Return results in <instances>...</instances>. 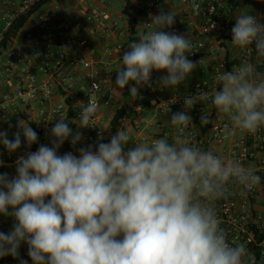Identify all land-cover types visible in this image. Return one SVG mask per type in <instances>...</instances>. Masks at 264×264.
I'll use <instances>...</instances> for the list:
<instances>
[{
  "label": "clouds",
  "instance_id": "clouds-1",
  "mask_svg": "<svg viewBox=\"0 0 264 264\" xmlns=\"http://www.w3.org/2000/svg\"><path fill=\"white\" fill-rule=\"evenodd\" d=\"M175 16L171 11L151 16L147 25L154 28L142 31L123 52L115 84L131 85L132 97L150 85L153 71H166L160 87L175 89L203 65V59H188L190 36L166 30ZM231 34L234 47L254 44L264 58V23L257 17L238 15ZM216 80L220 87L211 100L217 114L228 118L226 133L264 128V78L256 77L255 65L245 60ZM208 99L203 91L184 99L185 110L170 116L177 132L171 142L166 136L137 141L117 130L107 143L100 135L95 150L79 148L78 156L58 154L70 137L74 148L83 138L59 118L51 128V147L42 144L18 157L14 177L0 173V214L15 221L10 232H0V257H18L26 243L33 264H256L247 243L229 242L216 201L227 198L231 185L251 191L261 177L183 136L192 123L189 110ZM81 104L76 124L94 127L98 105L91 99ZM200 121L206 125L211 117L204 112ZM18 129L12 140L0 131L9 153L21 147V135L29 147L38 141L29 123L19 120ZM130 141L135 147L125 150Z\"/></svg>",
  "mask_w": 264,
  "mask_h": 264
},
{
  "label": "built area",
  "instance_id": "built-area-1",
  "mask_svg": "<svg viewBox=\"0 0 264 264\" xmlns=\"http://www.w3.org/2000/svg\"><path fill=\"white\" fill-rule=\"evenodd\" d=\"M97 1L100 5L107 3V0ZM65 2L66 0H6L0 9L1 42L19 16L38 5L26 22L28 28L23 32L21 41L18 35L22 30L8 40L0 53V74L7 82L12 81V89L0 93V122L10 123L11 118L22 120L20 110L25 105L38 102L40 106V121L33 129L38 134L37 143L29 147L23 140L21 147L13 153H9L7 149L1 150L0 161H3V164H0V167L16 166L18 157L35 152L42 144L51 147V142L45 137L44 126L52 118L60 117L66 120L70 109L75 117L73 120H78L81 103L87 104L91 99L99 108L102 105L109 107L114 100L112 88L108 83L111 76L108 66L103 65L100 72L95 68L96 62L86 58L81 51L83 46H92L94 37L104 32V20L110 17L109 12L105 9H92L91 5L83 12L84 24L74 23L64 11ZM170 2H177L178 7L171 10L176 15L175 22L166 30L190 36L192 48L191 54H187L188 59L193 62L203 59V65L196 68L197 77L186 89L185 94H172L168 101L160 104V108L164 111L174 107L184 108L186 97L201 91L209 93V99L196 103L189 110V114L191 117L194 114L200 121L204 112L207 113L211 117L209 124L212 141L222 145L228 144V151L214 154L237 160L244 167H252L261 177L260 184L251 191H245L239 185H231L227 198L216 201L221 227L229 234L230 243H247L249 250L256 257V264H264V147L261 145L264 136L260 129L255 134H242L232 142L235 133L231 136L226 133L225 127L229 121L213 110L211 100V93L220 87L216 80L217 75L227 70L221 60L209 71L204 57L207 49L214 52L217 48L220 49L223 42L232 45L231 29L235 18L242 14L244 8L258 10V14L253 16L264 23V0H138V11L146 18L144 31L154 28L147 24L151 23V16H155L157 8ZM124 34L125 32L121 31L117 36L122 38ZM121 40L114 46L115 51L122 49ZM207 40L212 43L210 46L207 45ZM251 47H234L237 59L231 71L247 60L255 65L256 77H261V71L264 73V58L258 57L254 44ZM36 52L40 53L39 59L31 58ZM79 69H92L86 84L81 83L77 77ZM41 75L44 76V81L40 80ZM156 80L153 72L150 85L142 86L143 91L136 98L135 111L142 110L140 102L152 91ZM104 85H107L106 89ZM55 94L62 97V102L52 104ZM92 125L94 127L81 132L83 138L77 144L79 148L92 145L94 150L100 141V135L104 138L103 128L96 115ZM187 135L192 144L198 145L196 135L191 129L187 130ZM259 149L260 151H257ZM70 152L78 155L76 148ZM64 153L66 152L58 150V154ZM14 223L13 217L0 214V232H10ZM18 252L26 256L27 264H33L28 256L26 243L21 244ZM1 260L2 257L0 264H21Z\"/></svg>",
  "mask_w": 264,
  "mask_h": 264
},
{
  "label": "crops",
  "instance_id": "crops-1",
  "mask_svg": "<svg viewBox=\"0 0 264 264\" xmlns=\"http://www.w3.org/2000/svg\"><path fill=\"white\" fill-rule=\"evenodd\" d=\"M133 1V14L139 19L141 22V25L139 27V34L144 31V23H145V17L138 11L137 5L138 0H132ZM6 0H0V9L3 8ZM92 5V9L99 10V9H105L109 12L110 17L107 20H104V32L100 35H97L94 37L92 46L86 47L83 46L81 51L83 55L88 58L92 59L96 62L95 68L102 71V66L107 65L108 68L111 71V76L108 79V83L110 87L112 88V92L114 94V100L112 104L109 107H104L103 105L98 108V111L96 113L97 119L99 121L100 126L103 128L104 132V138L111 139V132H110V121L113 118L115 109L118 105H126L129 108H133L132 113L135 114V117L127 118L123 121L121 128L119 130L126 131L134 140L137 141H144L149 142L152 139H159L161 137H168L169 141L171 142L173 138L177 135L176 129L173 125L170 123V116L173 113L184 111L185 108L182 107H174L171 108L169 111H164L160 108V104L168 101L169 98L174 93L179 94H185L186 89L191 85V83L196 79L197 73L196 70L192 72V74L188 77V79L183 82L180 86H178L175 89L172 88H162L160 87L159 80L161 76L166 75V71H153L156 75V82L154 84V87L152 91L147 93L146 98L143 100L144 105L141 104L142 109L143 107L146 108L144 112L141 111H135V107L137 105V101L135 97L128 98L126 96V93L129 92V88L131 85L126 86L124 88H120L115 84L116 79V70H118L122 66V60L119 56H115L114 52V46L117 42L125 40L127 37L126 33V24L122 16V9L124 7V1L123 0H107V3L105 5H100V3L97 0H66L64 11L66 14H68L71 18V20L74 23H83V12L88 8V6ZM178 7V3L176 2H170L166 3L159 8H157L155 15H159L161 12H168L171 11L173 8ZM248 13L250 15L258 14V10L253 11L250 8H244L242 10V14ZM2 24L0 23V28ZM28 28V25L26 24L22 31H25ZM18 35L19 40L21 41V37L23 33ZM124 31L125 34L122 38L120 36H117V33ZM207 45L210 46L212 43H210V40H207ZM215 43V44H214ZM214 45L216 46V42L214 41ZM222 46V48H221ZM226 53L230 54V58L232 60L237 59V52L235 51L234 46L229 45L226 42H223L220 45V49H216V51L211 52L209 49L205 52V61L206 65L209 69V71L212 69L215 63L219 61H224ZM92 69H89L87 71H82L81 69L77 72V77L79 78V81L83 84L87 83L88 80V74L90 73ZM262 75L261 77L257 78H264V73L261 71ZM40 80L44 81V76H40ZM11 83L12 81H8L4 79V77L0 74V93L11 90ZM107 85H104V89H106ZM142 90L143 87H139L138 90ZM139 95V92H138ZM138 97V96H137ZM62 102V97L58 94H55L52 97V104H58ZM50 105V104H48ZM144 108V109H145ZM213 110L216 112L214 106H212ZM39 103H30L28 105H25L20 110L22 113V120L25 121V123H29V126L34 125L40 121L39 117ZM222 118H225L228 120L227 117L221 116ZM60 118V117H59ZM58 117L52 118L47 125L44 126L45 131V137L48 139V141L52 142L54 137L51 135V128L53 125L57 122L59 119ZM18 121L11 118L10 123H2L0 122V131L7 132L8 138L10 140L14 139V134L19 130L18 129ZM72 124L69 126L73 133L79 131V132H85L87 128H79L76 123H78V120H72ZM204 125V124H203ZM188 129H191L195 135H196V141H198V145L202 147L205 150H211L216 153H221L222 151H228V144H217L214 141H212L210 130L207 132V134H202L200 132V129L195 126V124L192 123L188 127ZM187 129V130H188ZM187 130L183 133V136L188 139ZM263 136H264V128H261ZM115 135V134H114ZM242 134L239 132H235L232 142L235 141L237 138L241 137ZM24 140L23 135H21V141ZM189 140V139H188ZM110 141V140H109ZM135 147V144L133 142H129L128 145L125 146V150L128 148ZM75 148L79 149V147L76 145ZM4 146L0 144V151L4 150ZM74 147L71 144V137L69 140H66L64 144L58 149L59 151L64 152H70ZM257 151H260L257 150ZM79 155V152H78ZM77 155V156H78ZM0 173H7L9 177H14L16 175V166H9V167H0Z\"/></svg>",
  "mask_w": 264,
  "mask_h": 264
},
{
  "label": "trees",
  "instance_id": "trees-1",
  "mask_svg": "<svg viewBox=\"0 0 264 264\" xmlns=\"http://www.w3.org/2000/svg\"><path fill=\"white\" fill-rule=\"evenodd\" d=\"M124 1V7L121 11L123 19L125 21L126 24V33H127V37L125 40L122 41V49L120 51H115L114 54L115 56H119L122 60V54L125 51L129 50V44L131 42H138L139 40V27L141 25V22L139 21V19L133 14V2L131 0H123ZM38 7V5L36 7H34L33 9H31L30 11L23 13L22 15L19 16V18L13 23V25L10 27V29L7 31V33L4 35L3 39L0 42V53L3 51V49L6 47L8 40L15 36L19 31H21L28 18L31 16V14L34 12V10H36V8ZM224 64L226 67L227 71H231L232 66L235 63V60H232L230 58V54L226 53L225 58H224ZM143 91V89L138 90L139 93H141ZM126 96H128V98H132V96L130 95V91L128 93H126ZM141 104L144 105L143 101H141ZM143 107L142 109V113L144 112V110H146V108ZM133 108H129L126 105H118L115 109L113 118L110 121V132L112 135H114L116 133L117 130H119L121 128V125L123 123V121L127 118H134L135 114L132 113ZM74 114L72 112V110H68V115L66 118V122L68 123L69 126H71L72 124V120H73ZM192 119H193V123L195 124V126H197L200 129V132L202 134H207V132L210 130L211 126L210 124H202L201 121L198 120V118L192 114ZM32 129H34V125H31ZM109 138L103 139L102 142L107 143L109 142ZM200 141L199 138L197 140V142ZM264 147V142L261 144ZM95 150V149H94ZM19 262L21 263V261H28V259L26 258V256H24L21 252H19L18 257H11L9 255L7 256H3L1 262Z\"/></svg>",
  "mask_w": 264,
  "mask_h": 264
},
{
  "label": "rangeland",
  "instance_id": "rangeland-1",
  "mask_svg": "<svg viewBox=\"0 0 264 264\" xmlns=\"http://www.w3.org/2000/svg\"><path fill=\"white\" fill-rule=\"evenodd\" d=\"M24 31H22V33H23Z\"/></svg>",
  "mask_w": 264,
  "mask_h": 264
}]
</instances>
